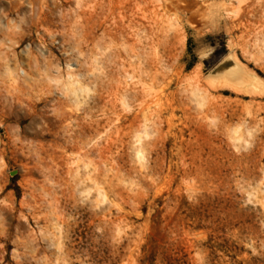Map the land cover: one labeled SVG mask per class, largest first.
I'll return each instance as SVG.
<instances>
[{"label": "rangeland", "instance_id": "obj_1", "mask_svg": "<svg viewBox=\"0 0 264 264\" xmlns=\"http://www.w3.org/2000/svg\"><path fill=\"white\" fill-rule=\"evenodd\" d=\"M151 248L264 264V0H0V264Z\"/></svg>", "mask_w": 264, "mask_h": 264}, {"label": "bare ground", "instance_id": "obj_2", "mask_svg": "<svg viewBox=\"0 0 264 264\" xmlns=\"http://www.w3.org/2000/svg\"><path fill=\"white\" fill-rule=\"evenodd\" d=\"M231 55V60L236 64V66L233 67V69H227L229 72V77L224 74L223 70H225V68H221L220 70L222 71L221 75L219 76V78H207L210 82L215 83V82H219V83H227V84H231L234 86H252L253 88H255V79L253 78V76L250 74V72L245 68V66L238 60V57L236 56L235 53H230ZM10 73V70H9ZM71 73V72H70ZM73 73V72H72ZM219 73V71H218ZM11 74V73H10ZM77 75V74H76ZM73 75L68 73V79H67V87L70 88V90L72 91L73 94L77 93V90H81V91H86L88 90V86L87 87H77L78 86V80L73 79ZM210 75H207L206 77H208ZM76 78V77H75ZM258 78V77H257ZM257 83V82H256ZM220 84V86H222ZM65 86V84L63 85ZM197 87V86H196ZM196 87H194V89L196 90ZM232 87V86H231ZM233 88V87H232ZM257 88V87H256ZM64 90V89H63ZM70 92V91H69ZM197 92V91H196ZM141 150L138 149V158H139V154L141 155ZM141 158L143 157V153L142 156H140ZM140 159V158H139Z\"/></svg>", "mask_w": 264, "mask_h": 264}, {"label": "water", "instance_id": "obj_3", "mask_svg": "<svg viewBox=\"0 0 264 264\" xmlns=\"http://www.w3.org/2000/svg\"><path fill=\"white\" fill-rule=\"evenodd\" d=\"M236 64L231 60V55L228 53L226 54L209 72L207 75L218 74V70L221 68L233 69Z\"/></svg>", "mask_w": 264, "mask_h": 264}, {"label": "trees", "instance_id": "obj_4", "mask_svg": "<svg viewBox=\"0 0 264 264\" xmlns=\"http://www.w3.org/2000/svg\"><path fill=\"white\" fill-rule=\"evenodd\" d=\"M152 251H153V249L151 248L149 255L143 259L142 264H150V261L154 255V254H152V257H151V253H153Z\"/></svg>", "mask_w": 264, "mask_h": 264}]
</instances>
